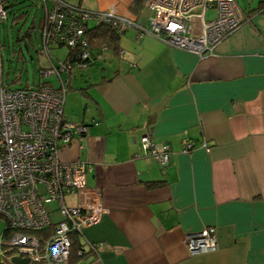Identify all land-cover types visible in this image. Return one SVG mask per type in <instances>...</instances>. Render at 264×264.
<instances>
[{"label": "crops", "instance_id": "crops-1", "mask_svg": "<svg viewBox=\"0 0 264 264\" xmlns=\"http://www.w3.org/2000/svg\"><path fill=\"white\" fill-rule=\"evenodd\" d=\"M135 1L76 5L148 26L152 9ZM246 11L213 54L132 26L120 35L123 57L109 47L106 60L74 71L65 114L89 130L84 148L70 145L61 158L93 165L87 183L102 189L106 211L78 236L84 253L73 248L70 264H264V0ZM91 43L94 52L103 46ZM2 48L0 40V59ZM147 133L170 143L168 167L139 156ZM186 138L197 145L189 153ZM206 227L215 228L217 248L191 255L186 235Z\"/></svg>", "mask_w": 264, "mask_h": 264}, {"label": "built area", "instance_id": "built-area-1", "mask_svg": "<svg viewBox=\"0 0 264 264\" xmlns=\"http://www.w3.org/2000/svg\"><path fill=\"white\" fill-rule=\"evenodd\" d=\"M36 1L45 10L40 48L48 62L39 70V83L7 87L0 71V218L7 222L0 235V263L19 257L30 259L29 264H70L72 236L99 223L106 211L102 189L87 183L93 165L61 158L70 145L83 149L89 130L87 123L66 117L70 78L75 70L108 55L106 45L93 51L88 30L110 24L123 34L134 26L170 46L204 56L215 53L248 14L237 0H149L153 15L143 26L113 10L94 11L68 0ZM8 3H0V25L9 19ZM211 9L216 16L209 18ZM62 46L69 48L70 58L55 57L53 47ZM124 52L119 49V57ZM52 75L59 77L58 86L46 82ZM140 142L139 156L154 158L164 167L171 164L169 142L158 143L148 133ZM201 146L210 149L208 141ZM196 147L193 140H183V152ZM185 242L191 255L212 251L217 248L215 228L188 233Z\"/></svg>", "mask_w": 264, "mask_h": 264}, {"label": "rangeland", "instance_id": "rangeland-1", "mask_svg": "<svg viewBox=\"0 0 264 264\" xmlns=\"http://www.w3.org/2000/svg\"><path fill=\"white\" fill-rule=\"evenodd\" d=\"M79 0H70L73 4H78ZM244 11L256 4L258 0H237ZM18 8L22 7V12L26 13V18L22 20L18 25H12L10 21L8 24L0 25V40L3 48L1 50L0 59V71L3 72L4 83L7 87L21 88L27 86H36L41 79V72L39 71L43 64H46V57L44 52L40 50L39 44V33L40 29L38 26L39 20L43 15V6L36 0H18ZM150 9L149 7L146 8ZM151 10V9H150ZM247 12V11H246ZM216 10H210L208 17H215ZM36 24V30L33 35V39L18 42V33L22 28V33L33 23ZM28 46H27V45ZM56 58L64 59L69 48L67 46L54 48L52 51ZM18 78L14 82L15 78ZM50 81L58 86L60 79L57 75L50 76ZM49 80V79H48ZM7 222L5 219L0 218V235L3 234ZM0 264H12L11 262L5 261Z\"/></svg>", "mask_w": 264, "mask_h": 264}, {"label": "trees", "instance_id": "trees-1", "mask_svg": "<svg viewBox=\"0 0 264 264\" xmlns=\"http://www.w3.org/2000/svg\"><path fill=\"white\" fill-rule=\"evenodd\" d=\"M148 1L149 0H136L135 4L141 5V4H145ZM18 4H19L18 1H17V3H15V1H13L11 3H8V6H9V16L10 17L13 16L15 22L19 24L23 19L26 18V13L22 12V7L18 8ZM10 8H11V10H10ZM88 34H89L91 40L93 38H97V39L99 38V40H100L99 44L106 45V46L118 51L119 40H120L121 34L112 25H110V24L109 25H107V24L96 25L95 28L88 30ZM33 35H34V33H33V25L32 24L23 33H22V28H21L19 30L18 35H17L18 42H20L22 40L25 41V39L31 40V39H33ZM39 39L41 41V29H40V33H39ZM40 50H41V48H40ZM70 56H71V54L69 52L67 57L70 58ZM17 80H18V78L16 77L14 79V82H16ZM46 82H51V81L46 80ZM155 183L159 184L160 182H155ZM78 236L79 235H77V234L72 236L71 255H72V250L74 251L73 248H76V252H77V250H81L84 253L83 246L79 242Z\"/></svg>", "mask_w": 264, "mask_h": 264}, {"label": "water", "instance_id": "water-1", "mask_svg": "<svg viewBox=\"0 0 264 264\" xmlns=\"http://www.w3.org/2000/svg\"><path fill=\"white\" fill-rule=\"evenodd\" d=\"M30 259L28 258H19V257H13L12 258V264H29Z\"/></svg>", "mask_w": 264, "mask_h": 264}]
</instances>
